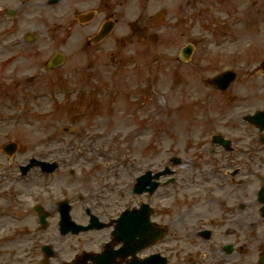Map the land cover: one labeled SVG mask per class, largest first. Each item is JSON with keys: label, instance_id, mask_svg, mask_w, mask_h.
Masks as SVG:
<instances>
[{"label": "rangeland", "instance_id": "1", "mask_svg": "<svg viewBox=\"0 0 264 264\" xmlns=\"http://www.w3.org/2000/svg\"><path fill=\"white\" fill-rule=\"evenodd\" d=\"M117 1L118 50L63 51L66 61L54 70L44 68V63L55 51L8 49L0 54L5 74L15 73L22 80L18 86L8 83L6 95L0 87V146L10 140L20 144L11 166L31 156L61 161L50 177L38 170L19 179L16 174L1 173L2 179L10 177V181L0 182V264H43V243L55 249L65 246V236L51 227L54 219L46 229L33 223L32 206L37 201L54 213L58 199L67 197L79 208L83 203L78 197L98 190L102 193H93L108 196L107 201L121 194L117 202L124 207L132 196L130 185L135 177L146 169L162 168L172 154L183 160L175 167L177 181L160 187L154 203L165 193L168 204L176 196L184 201L187 192L211 194L209 182L201 179L213 174L227 187L222 197L228 202L241 195L246 210L258 206L255 197L264 184V150L256 152L259 161L252 155H226L212 142V135L243 136V129L249 132L250 127L243 124L240 113L244 108H264L260 69L264 0ZM158 13H162L161 20L155 23ZM132 22L142 26L143 35L132 30ZM34 28L41 37L47 31L40 23L20 25L23 31ZM189 41L196 49L190 60L182 61L180 49ZM227 68L238 72L227 90L207 85V78ZM36 73H40L34 85L38 89L19 93L20 86L28 85L24 79ZM24 95L33 98L22 100ZM246 99L254 103L245 106ZM85 136L92 140L87 142ZM45 145L56 152L45 156ZM69 153L71 162L65 161ZM7 159L0 149V166H6ZM85 160L105 163L103 170L86 175ZM235 167H241V172L233 171L239 180L231 183L226 170ZM195 182L196 189L186 191ZM219 192L221 185L213 183V195ZM37 195L41 200H35ZM1 210L10 221L1 217ZM260 229L253 233L254 243L264 240V223Z\"/></svg>", "mask_w": 264, "mask_h": 264}, {"label": "flooded vegetation", "instance_id": "2", "mask_svg": "<svg viewBox=\"0 0 264 264\" xmlns=\"http://www.w3.org/2000/svg\"><path fill=\"white\" fill-rule=\"evenodd\" d=\"M117 6L114 0H0V51H7L9 35L16 38L19 25L24 23L48 25V39L41 42L39 36L28 39L25 34L11 42L10 48L15 47V51L17 47L23 50L22 44L32 47V51H101L100 43L91 44L90 38L104 21L114 16ZM90 9H95V16L87 22L81 21L82 14ZM6 83L1 81L3 86ZM250 147L240 144L236 154L247 156ZM257 158L259 161L261 157L257 155ZM235 169L241 172V167ZM227 192L216 195L187 192L184 201L179 202L180 197L176 196L171 204L166 193L159 203H154L156 194L146 193L140 195L143 198L129 199L123 208L117 202L119 199L107 201L106 197L88 194L81 198L82 207L72 208V219L88 225L90 208L105 226L79 235H65V246L53 247L52 260L54 264H264V240L252 241L253 233L261 230L264 223V209L257 192L258 206L251 211L246 210L241 195L228 202L222 197ZM229 195L236 194L229 192ZM35 200H41L39 195ZM143 201L153 206L149 221L143 216L129 215L128 231L122 233L117 222L121 212L127 207L134 212L145 211L140 207ZM33 213L32 221H36L38 229H46L50 219H54L51 227L64 236L62 229L70 226L66 219L60 224L62 209L58 206L54 213L46 208L47 216L35 207ZM261 235L264 237L262 231Z\"/></svg>", "mask_w": 264, "mask_h": 264}, {"label": "water", "instance_id": "3", "mask_svg": "<svg viewBox=\"0 0 264 264\" xmlns=\"http://www.w3.org/2000/svg\"><path fill=\"white\" fill-rule=\"evenodd\" d=\"M192 50V46L187 47L186 49L183 50V57L187 58L190 54ZM63 60V55L58 53L55 55V57L51 60V62L49 63L50 66H56L58 65L60 62H62ZM263 67H264V62H263ZM235 78V73H232L230 71L227 72H223L215 77H213L212 79H209L210 82H214L217 83L219 85V87L221 88H226L228 86V84L233 81V79ZM257 116V115H256ZM255 116V117H256ZM253 117V118H255ZM257 119L261 122V126L262 128H264V114L262 115H258ZM11 148L14 149V144H11Z\"/></svg>", "mask_w": 264, "mask_h": 264}, {"label": "bare ground", "instance_id": "4", "mask_svg": "<svg viewBox=\"0 0 264 264\" xmlns=\"http://www.w3.org/2000/svg\"><path fill=\"white\" fill-rule=\"evenodd\" d=\"M3 219H5L6 221H7V217L5 216V217H3Z\"/></svg>", "mask_w": 264, "mask_h": 264}]
</instances>
